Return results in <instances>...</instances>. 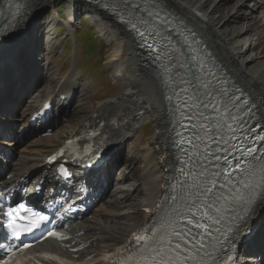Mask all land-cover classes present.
<instances>
[{
	"label": "bare ground",
	"instance_id": "obj_1",
	"mask_svg": "<svg viewBox=\"0 0 264 264\" xmlns=\"http://www.w3.org/2000/svg\"><path fill=\"white\" fill-rule=\"evenodd\" d=\"M55 1L57 0H25L21 15H13L14 20L19 17L18 24L1 36L0 137L3 139L8 134L9 139L1 142L0 152L5 155L4 151H12L13 157L11 160L0 161V170H9L13 174V178L5 181L7 184L38 186L40 190H47L58 182L51 175L50 169L43 165V160L64 140L80 133L92 116L93 120L99 121L96 126L104 122L100 129L109 135L107 140L112 144L111 150L118 149L125 142L124 148L128 145L129 150L126 157L122 152L124 148L113 154L104 173L110 178L115 170L120 172L118 180L113 179V184L109 179L108 190L117 185L116 190L111 196L109 191L104 195L92 212L94 216L79 226L77 231H82L83 234L72 239L75 246L80 242L86 243L90 247L89 251L86 254L80 253L78 259H73L67 253L66 259L54 260L40 251H60L56 246H48L47 242L33 250L34 254H38L37 258H30L24 264H38L37 260L42 264H110L119 251L127 247L130 234L150 218L162 194V187L170 178L175 163L172 117L176 112L170 117L171 107L166 100L165 84L160 71L148 55L139 49L130 32L120 26L113 16L82 0H69L74 7L73 14L63 24L73 36L80 25L76 14L81 7L89 8L91 14H96L99 31L112 39L110 44L113 52L108 64L114 71V80H123V90L114 97L97 103L93 111L88 113L85 103L74 106L77 98L83 94L74 69L53 87V79L48 76L52 68L46 61L44 64L40 63L39 59L44 57L36 58L39 56V46L32 37L38 13L43 8L53 7ZM155 1L194 31L216 58L223 74L222 81L234 93L240 95L243 91L245 95L249 94L254 108L259 110L258 114L264 122V57H257L254 52L262 31L256 32L253 24L259 15L264 22V0H260L259 4H253L251 0ZM231 24L237 29L232 28ZM37 29L39 30L38 26ZM37 33L39 35V31ZM25 40L23 46H27L25 50L24 47L21 49L25 54L24 58H18L11 64L15 48ZM7 63L9 65L5 66ZM8 66L11 76L10 73L4 75ZM200 82L208 91L215 88L202 78ZM63 96L67 97L64 102L61 99ZM220 98V94H216L213 101L216 103ZM46 100L57 102V116L50 125L57 124L58 129L50 136L52 138H43L45 130H39L37 134H30L29 131L17 138L21 130L29 125L27 115L34 113L39 104ZM67 102L70 103L67 105ZM228 109L230 113L231 110L235 112L234 116L238 118L239 113L234 111L233 102L228 104ZM149 118L154 119V136L150 143L143 144L140 132ZM221 120L225 124L223 117ZM212 122V126L204 124L208 127L207 131H204L197 144L202 168L216 163L213 154L222 156L217 145L225 148L233 136L224 133L227 128H220L216 121ZM15 126H19L16 132ZM211 137L213 141L210 140ZM155 155H158V162L154 164ZM255 216L260 226L254 237L241 248L238 264H264V257L259 260L264 255V206L257 209ZM113 221L117 223L113 224ZM90 254H95L96 257L82 263Z\"/></svg>",
	"mask_w": 264,
	"mask_h": 264
},
{
	"label": "rangeland",
	"instance_id": "obj_2",
	"mask_svg": "<svg viewBox=\"0 0 264 264\" xmlns=\"http://www.w3.org/2000/svg\"><path fill=\"white\" fill-rule=\"evenodd\" d=\"M47 9H49V14L48 12H46ZM73 9L74 7L69 0H57L55 1L53 7H46L41 9L34 20L33 26H35L36 23L41 18H43V16L45 17L41 22H39L38 25L33 27L34 31L32 38L35 39V42L38 44L39 52L42 50V47L45 48L46 46V48H48V52L46 49L43 50V52H47L48 55L45 54V56L49 58H46V60H41V63H44L46 61L47 64L51 66L52 71L50 74H48V76L50 75V77L53 79V82L51 84L53 87L57 82H61V78L69 74L71 69H74L76 71V76L79 79V84L81 85L83 94L81 97L77 98V102L74 106H77L79 104L84 105L85 103L84 106L87 107V112L90 113L93 111L97 103L103 102L107 98H111L119 94L123 90V80L117 81L113 78L114 71L111 68L110 64H108V62H110L111 60V55L113 52L110 44L112 43V39H110V37H107L106 35L103 36V34L99 31L97 18L93 14H91L92 12L89 8L86 9L81 7L80 12H77V21L80 25L78 26L77 30L74 31V36L79 38L80 43H86V45L89 46L88 44L90 43L88 35L81 34L80 32H82V28L85 27H87L90 31H93L94 38L100 42L99 44L102 43L101 57H96L98 62L95 60V56H92L91 59H88L89 56L91 57V55L87 52L88 47H84L83 49L84 45L78 46V44L74 41V38L70 35H67V30L65 31L66 28L64 24L69 21V16L73 14ZM253 24L257 29L256 32L262 31L257 43V48L254 52L257 57H264V22L261 21L260 15L253 21ZM37 26L39 27V30L37 29ZM231 27L237 29L236 26L232 24ZM38 31L40 37L37 33ZM76 45L78 49H76ZM22 55L23 53L21 51L20 56ZM76 61L77 69L75 68ZM97 70L100 71L101 74V76L99 77L97 75ZM82 100H84L83 103ZM153 122L154 119L149 118L147 123H145V125L143 126V130H141L140 132L143 138V144L150 143L151 139L154 136ZM51 138L52 137L48 139ZM128 143L129 142H127V144ZM128 150L129 147L127 145V147L122 151L123 156L126 157ZM157 162L158 158L156 159V157H154L153 163L155 164ZM122 165L123 164L121 163L120 167H122ZM116 186H111L109 191L110 196L113 194V192H115Z\"/></svg>",
	"mask_w": 264,
	"mask_h": 264
},
{
	"label": "snow or ice",
	"instance_id": "obj_3",
	"mask_svg": "<svg viewBox=\"0 0 264 264\" xmlns=\"http://www.w3.org/2000/svg\"><path fill=\"white\" fill-rule=\"evenodd\" d=\"M163 22V21H162ZM133 28H136V25H133ZM138 34L143 38L144 33L143 32H138ZM166 54L164 52V50H160L157 49L154 52V56L157 60H160L161 57ZM194 68L199 69L200 65H194ZM167 67H165V71H167ZM193 76H196V73L193 72ZM183 84L186 85H192L193 81L192 80H184L182 81ZM184 92H188L189 89L187 87H185L184 89H182ZM198 91V89H197ZM211 96V93H207L205 92L204 97L201 98L200 96H197L195 94V91L192 93L190 99L197 101L199 104H201L205 109L207 108H211V110L213 112H219L220 108L218 107V104H222L223 106V112L221 113L222 117H227L230 116V110L228 109V104L232 103L234 101L235 98L233 97H227V99H225V93L222 92L220 94V100L217 101L216 103H213L211 100H207L208 97ZM205 100H207V102H205ZM195 107V105H190L189 102L186 100L184 101L183 104V108L188 109V108H193ZM191 117H189L190 119ZM231 119L235 120L236 117L235 116H231ZM219 126H225L228 128L229 131L234 132L235 130L233 129L231 124H225V125H217ZM207 131V129H206ZM217 148L219 149V151H222L225 153V155L223 157H221L219 154L214 153L213 154V159L215 161H219L221 159H223L224 164L227 165V168L224 170V175H225V179L229 180L232 177V173L235 171H241L242 175L245 176V178H242L238 181V184L240 185L239 188H233L227 184H222L219 185V187L224 188V187H228L229 191L227 195H222L219 199L223 200L224 203L222 205H217L215 206V218L211 215H207V219L212 220L213 223H218L219 222V217L222 213L228 211L232 206L236 205V204H240L242 205L244 212L246 213L245 216V222L247 220V218L255 216L257 214V209L260 208L261 206H264V157L258 156L255 154L254 149H247L244 152H241V155L244 156L247 153H252L251 156V161H242L236 157H232V159L236 160V164L235 167H233L231 160H229L228 158V152L229 149L227 148H221L220 145H217ZM239 151V149H237ZM254 162V163H253ZM244 164L245 167L243 169H241V165ZM248 167H251L253 169L252 172H248ZM181 171H183V169H181ZM259 174V178L256 180H252L251 177L253 175ZM220 175V173H213V176H217ZM212 188L217 186V182L215 181H210ZM260 189V195L257 196V190ZM212 191L211 188H207L205 189L204 194L208 195L210 194ZM23 205H20V209H23ZM17 211V209H10L8 215L12 217V220L8 223L7 227L8 229H10L11 233H12V238L13 239H18V230H23L26 232H31L32 229L34 227H37L39 225L40 221L46 220L47 217L45 216H39L38 220L32 221L31 222V226H27V225H21L16 223V219L17 217L15 215H13V213H15ZM34 216H37L38 214H33ZM20 220H23L24 217H19ZM196 227L198 228H202V229H207L208 228V224L207 223H200L199 221H197ZM176 235H180V233H176ZM137 240H145V237H137ZM147 239H151V237L147 238ZM0 247H5V250L7 251H11V248L4 246V245H0ZM176 248L179 249L181 248L180 244L176 245Z\"/></svg>",
	"mask_w": 264,
	"mask_h": 264
},
{
	"label": "trees",
	"instance_id": "obj_4",
	"mask_svg": "<svg viewBox=\"0 0 264 264\" xmlns=\"http://www.w3.org/2000/svg\"><path fill=\"white\" fill-rule=\"evenodd\" d=\"M88 37H90L89 39L90 44H88L90 47H88V52L91 53L90 50L93 49L95 46H98L100 42L94 38L92 32L88 35Z\"/></svg>",
	"mask_w": 264,
	"mask_h": 264
}]
</instances>
